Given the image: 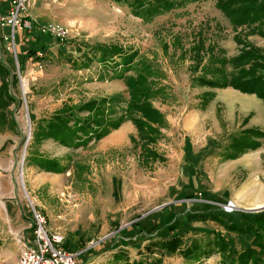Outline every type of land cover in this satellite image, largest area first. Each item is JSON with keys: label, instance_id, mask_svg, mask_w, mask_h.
Segmentation results:
<instances>
[{"label": "rangeland", "instance_id": "374dc122", "mask_svg": "<svg viewBox=\"0 0 264 264\" xmlns=\"http://www.w3.org/2000/svg\"><path fill=\"white\" fill-rule=\"evenodd\" d=\"M177 1L181 2L180 7L147 20L135 16L128 3L112 0H34L28 7L29 13L39 22L43 20L44 27L54 26L68 32L62 38L46 35L44 31L43 38L38 32L17 30L15 42L20 70L13 52L7 49L12 38L5 39L12 29L0 25V60L17 77L12 91L21 102L11 104L8 123L0 125V226L5 231L8 246H14L16 240L9 232L10 217L3 207L6 208L7 200L15 198L13 200H21L30 209V200L33 201L28 188L31 147H39L37 144L44 141V158L56 159L66 169L62 173L43 170L46 227L62 235L64 242L60 245L71 251L93 248L78 257L79 264H86L88 260L91 264H131L139 260H159L161 264H238L232 256L249 248L259 257L258 263L249 264H264V227L257 226L252 217L243 216L254 212L244 208L242 211L240 206L238 210L226 212L218 204L232 201L236 205L235 201H220L204 189L192 188V179L188 177L196 174L193 170L190 175L186 174L189 160L187 150L183 152L184 145L194 138L191 132L192 125L196 126L194 120L199 121L197 126L203 121L200 136L216 135L219 139L215 141L219 143L226 141L227 133L238 129L236 121L242 120L238 117L239 107L230 112L223 101L213 105L209 94H217L218 90L197 85L193 77L194 74L220 77L221 74L212 73L215 68H221L226 74L235 71L229 60L240 53L241 46L234 39L233 25L217 9V0ZM10 4L11 0H1L3 13H7ZM251 29L243 27L241 35L264 50V37L251 34ZM199 37L206 46L215 44V55L228 62L225 65L212 63L206 57L194 73L195 59L190 48ZM98 43L119 44L127 52L137 51V61L148 62L165 74L153 78L157 86L166 87L161 97L152 101L163 113L165 126L160 128L157 142L151 144L164 160L142 162L138 130L126 118L130 92L124 79L119 77L123 74L122 59L116 56L101 61L99 53L95 52ZM39 52L43 55L38 56ZM84 52L90 61L83 56ZM68 60L87 67L78 69V65ZM130 74L136 72L125 73ZM24 80L28 84L26 92ZM102 99L107 102L98 106L105 107L108 118L117 120L124 116L121 124L125 125L124 129L110 139L92 140L80 147H67L56 141L49 149L46 146L51 138L37 139L38 132L42 135L40 131L64 108L70 107L72 114L86 118L90 113L78 112L79 106ZM240 109L244 114L241 105ZM262 111L263 121L250 128L264 131V109ZM198 115L200 118L195 119ZM11 120H15V124ZM247 122L243 120V125ZM245 129L249 128L231 138L241 135ZM263 140L259 139L261 143ZM12 145L15 149L10 152ZM224 153L223 159L227 160ZM187 179L190 185L185 184ZM204 199L212 202L205 203ZM162 205L165 206L155 210ZM28 212L33 218L32 212ZM173 215L175 220L171 224L176 226L175 232H184L183 247L198 246L192 256L170 253L159 245L148 247L151 242L170 235L166 224ZM220 215L245 224L243 230H252L245 236L230 231L227 225L232 222ZM259 217L263 219L264 214ZM146 220L151 230L154 224L159 225L147 233V229H142ZM217 236L228 243L225 251L216 247ZM102 238L105 239L100 244L88 248L92 241ZM120 251L122 258L117 260L114 255Z\"/></svg>", "mask_w": 264, "mask_h": 264}, {"label": "trees", "instance_id": "16d2710c", "mask_svg": "<svg viewBox=\"0 0 264 264\" xmlns=\"http://www.w3.org/2000/svg\"><path fill=\"white\" fill-rule=\"evenodd\" d=\"M117 3H128L132 13L135 16L152 19L153 17L170 11L181 6V2L177 0H112ZM216 7L219 9L233 25L236 31L234 39L241 46L240 53L232 57L229 62L234 66L233 72L226 74L221 68H215L212 73L221 76L208 78L206 75H195L193 80L197 85L207 86L211 88H227L232 87L243 93L256 94L264 101V50L251 43L247 38L241 35L243 27H250L251 34H259L264 37V0H217ZM241 28V31L238 29ZM43 38L44 36L41 35ZM89 46V45H88ZM91 49L93 47L90 46ZM79 51L80 48H78ZM215 44L205 45L202 37H199L190 51L195 59V65L192 66L194 73L199 69V66L208 58V61L225 65L228 60L219 58L215 55ZM95 52L99 53V59L103 62L109 61L116 56L122 59L123 78L130 92V99L126 107V118L136 126L140 141L142 142L141 159L144 164H149L151 161L164 160L163 155L159 154L151 147L152 143H156L161 135L160 128L165 126V118L163 113L153 105V100L161 97L166 90L165 85L157 86L153 80L156 77H164L162 70L155 68L148 62L137 61V51H126L119 44H101L95 46ZM87 53H83L87 57ZM88 61L90 59L87 57ZM73 65H78V69L87 67L86 64L79 65L76 60H68ZM21 63H23L21 61ZM207 70L208 66H203ZM130 71L136 72L135 75L128 76L125 73ZM0 125L8 123V115L12 103H21L13 94L12 87L16 86L17 77L9 70L7 66L0 60ZM207 102L208 100H204ZM106 99L100 101H91L79 106L78 112L88 111L90 114L86 118H80L71 113L70 107L64 108L60 113L54 116V119L48 122L44 130L40 131L44 139L51 138L60 144L67 147L86 146L92 140H100L108 135L112 130L118 129L124 122V116H120L117 120L110 119L106 116V109L103 106H98L99 103H106ZM91 115V116H90ZM94 115V116H92ZM73 122V124H71ZM15 124V120H11ZM39 133V132H38ZM39 135H41L39 133ZM264 138V131L257 128L245 129L241 135L233 136L224 153V158L235 159L249 150L257 149L262 145L259 139ZM134 139V138H133ZM39 167L48 172L62 173L66 170L58 160L44 158V161L38 163ZM254 214V213H252ZM244 214L248 219L252 216ZM214 218L219 219L217 216ZM254 218V217H252ZM175 220L173 215L167 222L168 232L170 235H165L160 240L151 242L148 247H157L158 245L165 251L170 253L180 252L184 257L194 255L198 250V246L184 248V232H175L176 226L171 222ZM219 221L223 222L221 219ZM264 223V218L261 219ZM159 223L153 225V229L149 228V222L146 220L142 229H147L153 232ZM243 223L232 222L227 225L230 231H238L242 234L249 233L252 229L243 230ZM215 241L216 247L224 251L229 247L224 238L217 236ZM93 249V248H91ZM88 249L86 251H89ZM106 249V247L104 248ZM103 250V248H102ZM122 251V250H121ZM117 252L114 257L121 260L122 252ZM238 264H249L251 261L258 263V253L249 248L237 256H232ZM129 263V262H128ZM127 263V264H128ZM79 264V261L78 263ZM130 264V263H129ZM131 264H161L159 260L151 261H133Z\"/></svg>", "mask_w": 264, "mask_h": 264}, {"label": "crops", "instance_id": "0c3cea01", "mask_svg": "<svg viewBox=\"0 0 264 264\" xmlns=\"http://www.w3.org/2000/svg\"><path fill=\"white\" fill-rule=\"evenodd\" d=\"M31 16L36 19L33 14H31ZM40 22L44 24L43 20H40ZM204 88L210 89L207 86H204ZM215 89L218 90L217 94H213V92L212 94H209V97L212 98L211 102L213 105L216 106L218 101H223L230 112L234 111L238 106V117L242 120L236 121L238 129L227 133L225 136L226 141H223L222 143L215 141L219 139L216 135L210 136L209 134H206L205 136L203 135L204 137L200 136L199 134L203 133V121H200V126H197V124L199 125V121L194 120L196 126L192 125L191 128L194 138L184 145L185 148L183 152L187 150L188 155H186V158L189 160L188 165L186 166V174L191 173L193 170L196 176L188 177L192 179V184L188 179L185 184H191L193 185L192 188L195 189H204L210 193L211 196L216 195L217 199L220 201L223 199H231L235 201L236 206H240L242 211L244 209L264 206V142L261 147L250 150L235 159L224 160L222 156L230 143L231 135H236L244 128L254 127V124L263 121L262 109H264V101L256 94L243 93L232 87ZM240 105L244 108V114L240 111ZM254 110H258V113ZM240 114L242 117H240ZM198 118H200V115L195 117V119ZM243 120H248L246 125H243ZM123 126L125 125H121L118 129L112 130L111 133L104 138L110 139L112 136L119 133L121 129H124ZM198 127L200 128V131L196 130ZM122 133H126V130ZM38 134L37 139L42 138V135ZM51 141L48 142L46 149H49L52 144L57 143L56 141ZM37 145L39 147L36 145L31 147L32 152L30 153L29 158L31 165L28 170V188L32 195L34 205L44 214V171L38 165L40 161H44V141ZM13 149H15V145H12L10 152ZM13 199L15 198L6 201L7 206L5 210L10 217L8 227L14 228L17 232L28 239L32 234V229L30 227L33 218L28 215V211H31V207L30 209H27L21 200ZM200 200H202V198ZM204 201L205 203L212 202L207 199H204ZM262 214H264V211L254 212L251 216L254 217V223L257 226H260L261 229L264 227V223L259 222V216ZM219 217L228 220L225 216L220 215ZM228 221L233 222L231 218ZM4 233L5 231L3 230V227L0 226V264H14L18 257V244L15 242L14 244L16 246L14 244V246H8L6 243L7 236H5L6 234L4 235ZM245 235L248 234H244L243 236ZM86 249L87 247L81 251H77L79 253L78 257L83 255V252L86 251ZM86 264H91V262L88 260Z\"/></svg>", "mask_w": 264, "mask_h": 264}, {"label": "built area", "instance_id": "2783aa9c", "mask_svg": "<svg viewBox=\"0 0 264 264\" xmlns=\"http://www.w3.org/2000/svg\"><path fill=\"white\" fill-rule=\"evenodd\" d=\"M33 3L34 0H11L7 13H3L0 0V25L9 26L12 29L10 36H5V39L9 40L12 38V44L8 45L7 49L13 52L17 61L18 70H20L21 67L18 61L15 42L17 30H25L32 34L38 32L43 36L45 31L46 35H51L53 37L60 36L62 38L66 37L68 32L66 29H58L54 26L44 27L42 22L33 18L28 12V7ZM37 55L42 56L43 54L39 52ZM218 205H221L226 212L238 210V207L232 201H229L227 204L219 203ZM30 207L33 222L30 227L32 229V234L28 239L9 227L10 234L19 245V254L14 264H77L79 253L61 246L60 244L64 242L63 236L58 233L50 232L47 229L46 215L39 211L31 200ZM104 239L105 238H102L97 242L92 241L88 248L97 246Z\"/></svg>", "mask_w": 264, "mask_h": 264}, {"label": "water", "instance_id": "95a60500", "mask_svg": "<svg viewBox=\"0 0 264 264\" xmlns=\"http://www.w3.org/2000/svg\"><path fill=\"white\" fill-rule=\"evenodd\" d=\"M27 115H28V117H29V112L27 113ZM27 145H28V143H26L25 144V150H24V155H23V159H22V166L24 165V160H25V156H26V148H27ZM25 188V187H24ZM25 191H26V189H25ZM27 194V193H26ZM166 205V204H165ZM165 205H162V206H160V207H157V208H155V210H158L159 208H162V207H164ZM154 210V211H155ZM247 211H249V212H260V211H264V207H260V208H255V209H247Z\"/></svg>", "mask_w": 264, "mask_h": 264}, {"label": "bare ground", "instance_id": "6f19581e", "mask_svg": "<svg viewBox=\"0 0 264 264\" xmlns=\"http://www.w3.org/2000/svg\"><path fill=\"white\" fill-rule=\"evenodd\" d=\"M23 90L26 92L28 90V84H27V81L24 80L23 82ZM260 207H264V206H259V207H256V208H260ZM5 209V207H3ZM250 209H255V208H250Z\"/></svg>", "mask_w": 264, "mask_h": 264}]
</instances>
